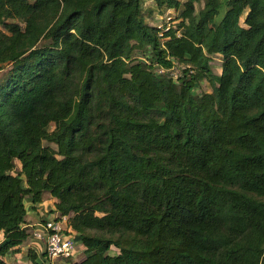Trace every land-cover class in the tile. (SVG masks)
<instances>
[{
	"label": "trees",
	"instance_id": "trees-1",
	"mask_svg": "<svg viewBox=\"0 0 264 264\" xmlns=\"http://www.w3.org/2000/svg\"><path fill=\"white\" fill-rule=\"evenodd\" d=\"M199 1L159 36L142 0H0V264L44 193L66 264H264V0Z\"/></svg>",
	"mask_w": 264,
	"mask_h": 264
},
{
	"label": "rangeland",
	"instance_id": "rangeland-1",
	"mask_svg": "<svg viewBox=\"0 0 264 264\" xmlns=\"http://www.w3.org/2000/svg\"><path fill=\"white\" fill-rule=\"evenodd\" d=\"M179 1H180V6L177 9H166L163 7L156 6L152 0H142L141 14H140L141 21L145 25L157 28L159 30V36H161V34L167 31L169 28L178 29L177 25L181 21V13L183 11V8H184L183 5L186 2V0H179ZM194 7H195L196 12L201 10L203 8V0H200L199 2L195 3ZM243 17L244 16L240 18L241 24H243ZM216 19L218 20L219 17ZM6 22L15 23L19 25L21 30H23L24 28V23L19 17L9 18L6 20ZM0 31L8 34L7 30H5L2 26H0ZM132 57L136 61L145 63L148 58V53L142 50L141 51L135 50L133 52ZM220 65H221V56L220 55L212 56L211 61H210V68L213 74L217 75L220 73ZM9 68L10 66H3V68L0 70V82L2 83L5 82V79L7 77L6 75H7ZM180 71H181L180 67L174 70V73H176V76L180 74ZM210 91H211L210 84L206 80H203L198 84V86L195 87V89L193 90V95L195 97H199L200 94L204 92H210ZM54 128H55V125L51 124L46 128V130L48 132H51ZM44 146L51 147L52 149L57 151L56 146L53 144L44 143ZM19 171H20V164L18 161H15V169L13 170L12 174L17 175ZM40 223H42V221H40ZM75 249L78 250L79 252L81 247L79 245H76ZM82 257H83L82 251H80L78 254H76L75 252L73 258H71L70 261L80 260Z\"/></svg>",
	"mask_w": 264,
	"mask_h": 264
},
{
	"label": "crops",
	"instance_id": "crops-1",
	"mask_svg": "<svg viewBox=\"0 0 264 264\" xmlns=\"http://www.w3.org/2000/svg\"><path fill=\"white\" fill-rule=\"evenodd\" d=\"M53 204L54 199L48 193L43 194L41 203L33 205L31 202H26V215L22 226L34 230V235L27 238L23 244L15 247L13 251L5 254L4 261L6 264H32L28 257L29 252L36 255L38 262L44 261V256H42L44 253L43 223L55 217V214L51 212ZM65 220L66 218L62 220V224H65ZM80 251L82 250L80 249ZM77 252L78 250H76V254L79 253ZM52 264H66V262L64 260H56Z\"/></svg>",
	"mask_w": 264,
	"mask_h": 264
},
{
	"label": "built area",
	"instance_id": "built-area-1",
	"mask_svg": "<svg viewBox=\"0 0 264 264\" xmlns=\"http://www.w3.org/2000/svg\"><path fill=\"white\" fill-rule=\"evenodd\" d=\"M162 72L163 70H158ZM52 217L43 223L44 262L51 264L56 260H70L76 252L75 234L62 220Z\"/></svg>",
	"mask_w": 264,
	"mask_h": 264
}]
</instances>
